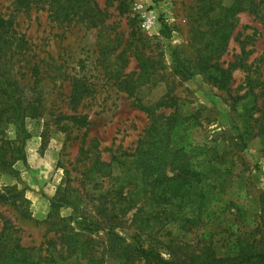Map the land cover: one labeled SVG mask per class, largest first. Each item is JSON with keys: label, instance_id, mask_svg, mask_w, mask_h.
<instances>
[{"label": "rangeland", "instance_id": "obj_1", "mask_svg": "<svg viewBox=\"0 0 264 264\" xmlns=\"http://www.w3.org/2000/svg\"><path fill=\"white\" fill-rule=\"evenodd\" d=\"M217 1L221 8L201 19L204 0H33L27 11L0 0L21 40L0 53V161L8 163L0 165V192L18 196L17 206L0 203V228L12 227L48 264H154L136 254V242L185 264H214L241 248L264 252V0ZM243 1L220 59L233 77L222 91L202 71L199 54L222 9ZM151 11L157 22L149 27ZM137 56L151 76L134 97ZM78 82L86 93L75 105ZM251 88L255 97L245 102L255 105L253 134L260 135L244 147L229 106ZM171 98L191 117L185 139L214 146L212 163L224 172L201 213L181 211L175 222L145 207L135 219L139 204L122 208L138 182L114 160L133 153L149 125L137 105ZM96 153L112 164L110 176L89 171ZM57 199L66 205L53 206ZM84 224L101 230L83 231Z\"/></svg>", "mask_w": 264, "mask_h": 264}, {"label": "trees", "instance_id": "obj_2", "mask_svg": "<svg viewBox=\"0 0 264 264\" xmlns=\"http://www.w3.org/2000/svg\"><path fill=\"white\" fill-rule=\"evenodd\" d=\"M15 1L24 8V11H27L33 2V0ZM55 1L60 5L66 2L73 5L79 0ZM204 1L207 5L200 9L199 16L201 19H208V16L221 8V5L217 0ZM241 6L244 10L246 1L239 2L231 8L222 9L224 13L213 23L215 29L212 30V41L199 54L202 71L206 72L208 80L222 91L229 90L233 77L231 70L222 68L220 59L226 49L230 29L235 25V15ZM14 20L13 17L6 18V14L0 12V53L6 52L7 47L10 48L15 40H19ZM165 29L167 30V27ZM136 61L139 64V73L133 83L135 87L129 93L134 97H137V88L148 83L151 76L146 61L141 56H137ZM85 93L86 91L79 82L73 85L71 103L75 105L81 103ZM249 97H255L253 88L242 96L236 97L235 103L229 106L233 113L232 125L236 128L238 139L244 147L248 146L252 137L260 135L259 133L253 134V124L257 122V118L253 114L256 110L255 105L250 108V102H245ZM137 106L147 113L150 122L134 152L126 153L122 155V159L114 160L116 168L120 167L122 170L125 166L128 171L135 174V179L138 182L135 188L126 194L129 206L122 209L128 211L139 204L135 209V219L147 207L149 210H154L156 214L170 216L175 222L178 220V214L181 211L188 210L193 213H201L208 204L212 183L220 180L221 174L224 172V170L214 168L217 163H212L211 153H214L216 148L214 146L194 147L185 139L189 129L186 125L191 117L182 115L175 98L154 107L144 108L139 104ZM166 109H174V112L169 115L157 114L158 110ZM73 119L78 124L86 123L81 118ZM262 128L264 129V123ZM10 145L14 146L16 142H11ZM89 162V171L96 172L99 177L112 174V164L103 162L98 153L94 154ZM224 164L220 163V165ZM0 165L6 166L8 163L0 161ZM212 175L217 177L213 178ZM138 196L140 198L136 199ZM260 199L264 209V194H261ZM10 200H14L13 205L17 206L15 201L18 200V196L8 197L7 193L0 192V203H7ZM52 205L61 207L66 204L64 199H57L52 201ZM116 226L112 223L109 228L110 231ZM81 228L88 232L101 230L96 224H84ZM135 252L142 259L154 264H185L175 260L167 261L155 250L144 249L137 242ZM0 264H48V259L39 255L33 248L23 247L20 239L16 236V231L6 224L0 228ZM214 264H264V252H246L245 249L241 248L240 253L232 257L214 258Z\"/></svg>", "mask_w": 264, "mask_h": 264}, {"label": "built area", "instance_id": "obj_3", "mask_svg": "<svg viewBox=\"0 0 264 264\" xmlns=\"http://www.w3.org/2000/svg\"><path fill=\"white\" fill-rule=\"evenodd\" d=\"M157 22V17L155 16L154 12L151 11L146 17V24L149 27H152Z\"/></svg>", "mask_w": 264, "mask_h": 264}]
</instances>
